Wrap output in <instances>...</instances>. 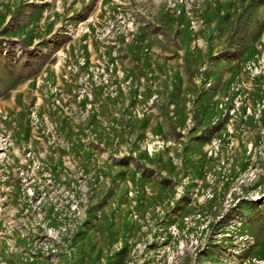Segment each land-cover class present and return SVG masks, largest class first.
<instances>
[{"label": "rangeland", "instance_id": "1", "mask_svg": "<svg viewBox=\"0 0 264 264\" xmlns=\"http://www.w3.org/2000/svg\"><path fill=\"white\" fill-rule=\"evenodd\" d=\"M0 264H264V0H0Z\"/></svg>", "mask_w": 264, "mask_h": 264}]
</instances>
